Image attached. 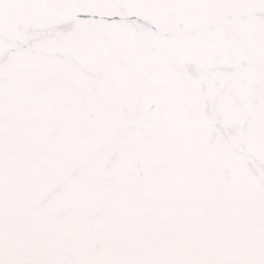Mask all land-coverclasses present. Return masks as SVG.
<instances>
[{
  "label": "snow or ice",
  "instance_id": "1",
  "mask_svg": "<svg viewBox=\"0 0 264 264\" xmlns=\"http://www.w3.org/2000/svg\"><path fill=\"white\" fill-rule=\"evenodd\" d=\"M0 264H264V0H0Z\"/></svg>",
  "mask_w": 264,
  "mask_h": 264
}]
</instances>
